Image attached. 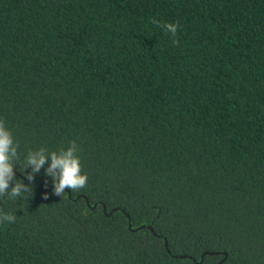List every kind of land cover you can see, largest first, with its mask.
Masks as SVG:
<instances>
[{"label":"trees","instance_id":"1","mask_svg":"<svg viewBox=\"0 0 264 264\" xmlns=\"http://www.w3.org/2000/svg\"><path fill=\"white\" fill-rule=\"evenodd\" d=\"M0 120V264H264V0H0ZM72 142L85 188L27 179Z\"/></svg>","mask_w":264,"mask_h":264},{"label":"clouds","instance_id":"2","mask_svg":"<svg viewBox=\"0 0 264 264\" xmlns=\"http://www.w3.org/2000/svg\"><path fill=\"white\" fill-rule=\"evenodd\" d=\"M153 24L162 27L167 33L175 37L178 30L176 23H164L153 20ZM174 43L178 41L174 40ZM19 144L14 141L11 131L6 128L3 120H0V198L7 197L15 200L16 198H28L32 189L30 185H25L22 180L15 179L14 167L15 161L19 159ZM79 151L75 142L66 150L61 149L58 152H49L45 148L29 151L26 156L25 170L31 167V173H27L29 181L34 179V175L39 173L41 168L48 163L45 169V175L52 178L54 192L62 196L65 189L79 191L86 187L88 176L82 174V166ZM15 179L14 185H12ZM11 185V186H10ZM16 216L14 214L4 213L0 210V224L4 222L14 223Z\"/></svg>","mask_w":264,"mask_h":264},{"label":"water","instance_id":"3","mask_svg":"<svg viewBox=\"0 0 264 264\" xmlns=\"http://www.w3.org/2000/svg\"><path fill=\"white\" fill-rule=\"evenodd\" d=\"M27 173H29V170H27L26 174H27ZM65 191H67V190L65 189ZM68 196H69V195H68ZM95 207H96V204L93 205L92 209L95 208ZM103 210H104V209H103ZM128 227L130 228V225H128ZM143 228H144V226H141V227H139V228H137V229H134L133 231H137V230H139V229H143ZM148 229L151 230L150 227H148ZM164 245L166 246V243H165ZM210 255H212V254H210ZM202 259H203V256L201 257V261H202Z\"/></svg>","mask_w":264,"mask_h":264}]
</instances>
